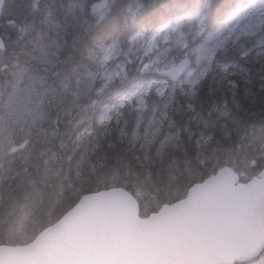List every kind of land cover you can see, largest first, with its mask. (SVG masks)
I'll list each match as a JSON object with an SVG mask.
<instances>
[{"label":"trees","instance_id":"16d2710c","mask_svg":"<svg viewBox=\"0 0 264 264\" xmlns=\"http://www.w3.org/2000/svg\"><path fill=\"white\" fill-rule=\"evenodd\" d=\"M251 1L108 0L101 15L93 16L85 28L78 29V35L69 37L61 61L49 75L58 88L63 84L65 92L61 103H56V121L51 114L42 129L27 135L17 130L0 148V245L30 242L84 193L123 186L137 199L139 214L147 216L184 197L194 183L222 166L245 175L242 180L252 177L254 167H263L264 55L245 52L239 37L233 35L211 54L207 70L190 91L178 93L181 89H175L156 135L136 136L134 113H128L126 107L117 121L112 118L106 128L98 129L95 136L103 132L105 148L107 141L115 146L108 149L110 159L103 168L93 172L86 162H79L78 150L86 141L91 149L92 137L87 140L85 135L77 147L75 133L71 139L61 135L72 124L71 111L64 109L71 105L73 92L82 90L85 68L100 45L116 43L126 48L134 34L150 35L191 10L200 13L202 23L194 35H188V42L192 39L191 44L200 45L237 7ZM65 4L66 0H5L0 16L5 41L0 50V91L9 81L4 72L45 66L35 56L36 42L47 32L56 36L52 22L60 17ZM146 77L130 72L125 81L105 89L95 110L92 106L85 115L92 117L101 102H111L119 89ZM72 109L80 113L77 107ZM89 126L92 129L96 123L91 120ZM13 147L15 152L10 151ZM88 155L95 159L91 152Z\"/></svg>","mask_w":264,"mask_h":264},{"label":"water","instance_id":"95a60500","mask_svg":"<svg viewBox=\"0 0 264 264\" xmlns=\"http://www.w3.org/2000/svg\"><path fill=\"white\" fill-rule=\"evenodd\" d=\"M190 66L185 56L160 75ZM263 251L264 166L240 182L225 165L147 216L123 186L84 193L30 242L0 245V264H264Z\"/></svg>","mask_w":264,"mask_h":264},{"label":"rangeland","instance_id":"374dc122","mask_svg":"<svg viewBox=\"0 0 264 264\" xmlns=\"http://www.w3.org/2000/svg\"><path fill=\"white\" fill-rule=\"evenodd\" d=\"M107 2L108 0H66L60 17L52 22L51 30L56 33V36H52L47 30L46 36L38 37L36 42L35 56L45 66L33 65V67H25L16 72H4L9 81L4 84L6 86L0 91V148L14 136L17 130L22 131L23 135H27L33 130L42 129L51 114H54V122L56 121V103H61L62 99L65 98V96L62 97L65 92L62 88L63 84L58 88L55 79L54 82L50 79L53 77L49 75L54 73L51 69L61 61V52L64 51L66 42L78 35V31L85 28L93 16L101 15ZM187 17H191V19H187ZM178 21L180 22L179 27H177ZM260 21H264V0H252L248 5H241L236 8L222 27L200 45L194 46L191 44L192 39L188 42L187 38L188 35H194L202 23L200 13L195 10L188 11L173 22L160 26L150 35L140 32L134 34L135 41L131 44L132 51L129 52L127 59L133 61L131 65L133 69H135L136 64L143 67L144 63L151 62L145 73L147 77L141 83L148 79L157 81L147 94L142 96L143 106L140 105L139 97H133L131 104L126 101L124 103L123 107H126V111L128 113L133 111L134 113V134L146 138L150 135H156L160 131V123L166 118L168 102L175 89H181L178 93H187L185 89L188 91L192 89L193 82H196L203 75L210 64L211 53L208 50L226 37L230 35L235 38L239 37V44L244 47L245 52L247 51L253 56L264 55V24H260L259 30L241 34V30L245 29L247 25L258 24ZM161 29L163 30L161 31ZM173 29L177 30L173 31ZM157 32L159 35H156ZM4 35L8 34L5 33ZM153 36H155V46L149 51V44L152 42ZM166 37L167 39H165ZM184 43H186V47L182 46ZM129 47L130 45L126 48L119 47L122 54L118 59H125L123 52L128 51ZM184 56L191 57L193 64L181 76L180 80L172 82L160 75L161 71L174 66ZM139 84L119 89L113 95L114 98L111 102H101L94 115L88 118L89 116L85 115V112L88 108L92 109V106L95 110L94 105L99 102L101 94H96L95 87L90 89L88 81L84 78L82 90L73 92L71 105L64 110L71 111L70 123H75L76 120L85 117L78 131L91 129L89 126L91 120L96 123L97 119L116 103L120 96L130 92ZM73 106L77 107L80 113L73 110ZM121 109L123 108L118 109V113L114 109L108 112V115L117 121L122 114ZM167 124L168 122L164 126L166 130ZM98 129L100 131L102 127L98 128L96 124L91 129L93 135L98 134ZM91 137L86 136L85 138L88 140ZM74 140L79 143L76 141V135H74ZM85 144L89 148L86 141L81 146L82 151ZM81 150H78L79 154H81ZM256 168L261 167H254L252 176L258 177V175H254Z\"/></svg>","mask_w":264,"mask_h":264},{"label":"snow or ice","instance_id":"6c2138e0","mask_svg":"<svg viewBox=\"0 0 264 264\" xmlns=\"http://www.w3.org/2000/svg\"><path fill=\"white\" fill-rule=\"evenodd\" d=\"M187 19H191V17H187ZM180 22H177V27H179ZM260 24H264V21H260L258 24H249L245 27V29L241 30V34H248L249 32H254L259 30ZM163 29H161L162 31ZM177 29H173L176 31ZM202 31V29H201ZM159 35V32L156 33ZM167 39V37L165 38ZM227 39V37L225 38ZM135 41V37H132L129 41V49L128 51L123 52L124 60L118 59L121 56V49L116 43L110 44L108 46L100 45L98 49L91 56V64L87 65L84 72V77L89 83V88L95 87V91L97 95L102 94L105 89L109 88V86L113 85L116 81H125L130 72H137L141 75H144L149 69V63H144L143 67L139 64H136L135 69L131 67L133 61L127 59L129 52L132 51L131 44ZM155 36L152 38V42L149 44V51L151 48L155 46L154 44ZM224 41H220L217 45H215L212 49L208 50L212 55L215 54L216 48L223 47ZM182 46L186 47V43L182 44ZM241 55H247V53H242ZM210 58V57H209ZM207 69H205L206 71ZM172 75V78L175 79V75L170 71L168 73ZM157 81L154 79H148L143 83H140L138 86L134 87L130 92L120 96L119 100L114 103L110 108H108L96 121L98 128H106L108 121L112 119L111 116L108 115V112L117 110L120 107L124 106L125 101L131 104L133 97L140 98V105L143 106L142 96L146 95L148 90L155 84ZM195 83V81L193 82ZM98 85V87H96ZM162 95V92L160 93ZM95 103V102H94ZM85 117H81L80 120H76L75 123H72L70 127L66 128L61 135H67L69 139H71L72 135L75 133L76 141H81L82 138L85 137V133L87 132L88 136H92V148L89 149L85 144L83 151L80 154L79 162H86L89 168L95 172L97 167L103 168L104 164L109 161L110 155L108 149H113L115 146L111 141H107V149L105 148V139L103 132L100 133L99 137L93 135L92 130L85 129L84 131H77L79 125ZM55 135V133H54ZM27 143V141H25ZM23 147V145H21ZM77 147H80V144L77 143ZM10 151L15 152L16 149L13 147ZM75 151V150H74ZM91 152L95 159L93 160L88 153ZM147 160L148 157L145 156ZM78 162V163H79Z\"/></svg>","mask_w":264,"mask_h":264},{"label":"flooded vegetation","instance_id":"af4514ba","mask_svg":"<svg viewBox=\"0 0 264 264\" xmlns=\"http://www.w3.org/2000/svg\"><path fill=\"white\" fill-rule=\"evenodd\" d=\"M261 168H262V167H261ZM261 168H260V170H261ZM258 172H259V171L255 172L254 175H258ZM239 175H240V176H239V181H240V182L245 181V180H242V177L246 178L245 175H243V174H239ZM254 177H255V176H254ZM246 180H247V179H246Z\"/></svg>","mask_w":264,"mask_h":264},{"label":"bare ground","instance_id":"6f19581e","mask_svg":"<svg viewBox=\"0 0 264 264\" xmlns=\"http://www.w3.org/2000/svg\"><path fill=\"white\" fill-rule=\"evenodd\" d=\"M91 28V27H90Z\"/></svg>","mask_w":264,"mask_h":264}]
</instances>
